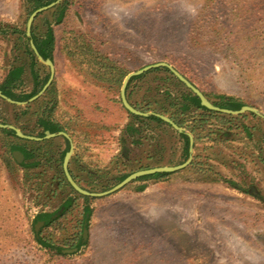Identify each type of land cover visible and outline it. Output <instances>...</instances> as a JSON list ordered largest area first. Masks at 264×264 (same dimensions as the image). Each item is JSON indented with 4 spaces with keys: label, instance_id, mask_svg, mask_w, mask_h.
<instances>
[{
    "label": "rangeland",
    "instance_id": "rangeland-1",
    "mask_svg": "<svg viewBox=\"0 0 264 264\" xmlns=\"http://www.w3.org/2000/svg\"><path fill=\"white\" fill-rule=\"evenodd\" d=\"M71 3L66 23L55 27L60 41L71 38L72 33L94 38L99 49L125 62L131 73L168 63L208 95L209 100L217 101L220 96L235 98L264 114V0ZM27 9L26 0H0V24L6 28L23 27L26 23L27 32ZM48 12L42 14L38 23L43 29L52 18ZM195 28L198 45L189 41ZM254 29L261 41L262 50L258 52L249 45V34ZM228 37L238 41V45L232 43L231 47ZM15 43V37L0 35V84L18 62ZM55 67L56 103L49 98L33 112L40 110L49 116L56 104L50 118L68 126L74 135L67 133L76 148L70 169L79 185L93 189L92 193L106 192L121 183L118 178L123 173L138 172L134 160L141 156L134 148L131 159L120 157L123 131L131 121L124 110L121 91L118 97L93 83L60 50ZM151 81L149 77L145 83ZM32 89L28 71L21 91L28 93ZM26 107L0 98V123L19 128L18 122L37 133V118L21 116ZM261 121H245L254 128V141L248 143L244 136H234L226 150L237 157L246 153V162L232 164L223 159L229 163L223 167L219 152L194 151V158L198 153L214 158L216 171L258 197L229 187L215 175L187 171L190 166L149 182L142 193L137 190L142 183L134 182L113 195L91 198L93 215L87 227V244L73 254L47 249L38 241L39 237L69 241L79 232L83 199L79 200L78 210L54 227L44 228L37 220L43 212L58 211L69 196L68 191L53 193L59 186L52 181L63 170L57 160L66 147L65 140L60 136L53 143L44 144L42 167L32 170L23 166L28 163L25 159L20 163L10 151L17 139L0 131V264H264ZM165 140L166 149L159 154L157 145L150 142L151 151L157 156L150 164L153 168L182 163L181 145L172 143L168 136ZM144 164L149 165L147 160Z\"/></svg>",
    "mask_w": 264,
    "mask_h": 264
},
{
    "label": "trees",
    "instance_id": "trees-1",
    "mask_svg": "<svg viewBox=\"0 0 264 264\" xmlns=\"http://www.w3.org/2000/svg\"><path fill=\"white\" fill-rule=\"evenodd\" d=\"M56 1L57 0H26L28 8L27 19L37 9L50 5ZM71 4V0H64L61 4L49 11L47 14H51L52 18L45 22V29L38 24L43 16L41 15L37 18L33 25L31 39L34 41L38 51L44 59H50L56 63L57 53L60 50V52L64 53L72 62L74 67L83 75L91 78L93 83H96L98 86L111 93H115L119 97L125 79L132 72V69L125 62L111 57L108 53L99 49L95 44L94 38L91 39L86 35L72 33L71 38H63L60 41L55 27L62 26L66 23ZM196 29L197 28L193 29L191 32V38L189 40L191 43H195L194 45L200 44V42H198L200 40L196 38L198 35ZM255 31L256 29L251 30L249 34V40L251 42L249 45L253 51L256 50L258 52L262 50L259 48V46H261V41L259 40V33ZM0 35L15 37V52L18 53V62L12 66L5 80L0 84V91L15 101L26 102L43 90L50 79L51 73L49 68L38 60L32 50L30 44L31 39L27 36L26 32V23L23 27L7 26L6 28L0 24ZM233 41L234 40L228 37L227 42L230 43L231 47L233 45L232 43L238 45V41ZM28 71L33 81V89L31 92L26 93L21 91V89L25 85V77ZM149 77H152V81L145 83ZM173 86L176 88L178 87L180 90L176 91ZM55 94L56 90L53 84L41 99L22 109V117L33 116L37 118L35 125L36 128L40 129L37 133L29 131L28 128L22 126V124L18 122L16 126L29 136L44 138L46 132H66L74 137L68 126L62 125L59 121L50 118L57 108L55 104ZM206 96L208 97V95ZM127 97L131 105L137 110L145 113L153 112L168 116L180 127L185 128L195 138L194 148L196 151H207L209 149L213 151L214 154L219 152L222 157L220 165L223 167L229 166V163L224 162L223 159H228L227 161H230L232 164L239 163L242 160L246 162V153L239 154L237 157L234 153L228 154L226 150H228L229 144L232 142L234 136H244L248 140V143L254 141V128H251L245 121L251 118L261 121V119L257 118L254 114L230 116L208 110L201 105V101L197 96L189 91L168 69L165 68L155 69L142 76L133 78L127 89ZM49 98H54L53 101H55L49 116H46L45 113H40V110L33 112L34 109H38V107L42 106ZM211 102L220 108L234 111H238L246 106L241 100L227 98L225 96L217 97V101L211 100ZM128 114L131 121L125 126L123 131L124 135L121 138V159H131L132 150L135 148V150L139 151L141 154L140 157L134 160L135 163L138 164V171L153 168V165L151 166L150 164L154 162L157 156L151 151L153 146L150 142H154L157 145V153L159 154L166 149L167 142L165 136H168L172 143L175 142L181 145L182 163H185L189 159L190 138L187 134L177 133L170 125L158 117L150 116L145 118L134 116L130 113ZM18 119L19 117H17V121ZM261 122L264 123V121ZM0 131L7 136H12L17 139V142L10 146V151L12 153L21 152L24 155L25 161L28 163L23 164V166L32 170H40L42 167V162L40 160L42 146L44 144L53 143L54 139L40 143L30 142L18 138L12 130L0 129ZM63 139L65 140L66 147L60 152L57 160L61 168L66 154L70 150L69 141L64 137ZM208 142L210 146L208 145L209 147H206ZM199 153L195 155L194 161L187 171H194L195 174L199 175H215L219 178V181L229 187L241 191L242 193L258 197L252 194L250 190H247L239 182L233 179H227L221 172L216 171L212 163L214 158ZM145 156L146 158H144ZM146 160L149 165L144 164ZM261 160L264 162V158L261 157ZM70 172L74 180L80 184L78 178L71 169ZM133 172L134 171L123 173L118 178L119 182H122ZM171 175L172 174L164 173L140 178L136 182H140L142 185H140L137 190L142 193L147 189L149 182L164 179ZM52 181L58 182L59 186L53 193L56 194L58 190L68 191L69 196H67V199L58 211L54 213L43 212L38 215L37 220L38 222L44 223V228L54 227L62 220L68 218L73 211L76 209L78 210L79 200L83 199L85 205L79 214L80 217L77 225L79 232L76 233L73 238L69 241L64 239L62 242L54 240L53 237H39V244L47 249L57 250L59 253H62L63 249L67 248H77L80 250L87 244V241H84L83 238V230L86 225L88 227L89 221L93 215V209L89 204L91 198L76 193L65 178L63 170H61L60 173H56ZM83 188L94 191L87 187Z\"/></svg>",
    "mask_w": 264,
    "mask_h": 264
},
{
    "label": "water",
    "instance_id": "water-1",
    "mask_svg": "<svg viewBox=\"0 0 264 264\" xmlns=\"http://www.w3.org/2000/svg\"><path fill=\"white\" fill-rule=\"evenodd\" d=\"M63 1L64 0H57L56 2H53L50 5H47V6H44L42 8L37 9L36 11H34L31 14V16L29 17L28 22H27V36L30 39L32 38V29H33V25H34L35 21L37 20V18L40 15H42L43 13L52 10L53 8H55L56 6L61 4ZM30 44H31V48L34 51L38 60L50 68V73H51L50 79H49L48 83L45 85V87L43 88V90L39 94L32 97L31 99H29L26 102L15 101V100L9 98L8 96L4 95L3 92L0 91V98H2L3 100H5L6 102H8L12 105L28 106L30 104L35 103L36 101L41 99L46 94V92L52 86V84L55 80V75H56L55 63L50 59L46 60L43 58V56L38 51V49H37V47H36V45L32 39L30 41ZM160 68L168 69L189 91H191L195 96H197L200 99L201 105L210 111L217 112L220 114L230 115V116H241V115H244L246 113H252V114L259 116V117L264 119V114H262L259 110L255 109L253 107H250V106H244L238 111L223 109V108L216 106L207 98V96L199 88H197L182 73H180L177 69H175L173 66H171L168 63L153 64V65L147 66V67H145L139 71L130 73L127 76V78L125 79L123 86H122V89H121V101H122V104H123V107L125 108V110L134 116L145 117V118H148L150 116L158 117L161 120H163L165 123L170 125L173 128V130H175L177 133L187 134L190 138V157L185 163L178 165V166L158 167V168H152V169L141 170V171L135 172V173L129 175L126 179H124L117 186H115L112 189H110L106 192H103V193H92V192L82 188L74 180V178L70 172V163H71V160L75 154L76 148H75V145H74L72 138L66 132H59V133L46 132V136L44 138H40V137L28 136V135L24 134L19 128H16L15 126H12V125H6V124L0 123V129L12 130L15 132V134L18 138L23 139V140H27V141H33V142H43V141L51 140V139H54V138H57L60 136L66 138L70 143V150L66 154V157H65L64 163H63V171L65 174V177H66L68 183L71 185V187L78 194H80L81 196L89 197V198H102V197L113 195V194L123 190L124 188H126L130 184L136 182L137 180H139L140 178H143V177L152 176V175H156V174H164V173L173 174V173L183 171L186 168H188L189 166H191V164L194 161V151H195V148H194L195 138H194V136L191 133H189L185 128H182L178 124H176L168 116H164V115L153 113V112L145 113V112L137 110L135 107H133L131 105V103L129 102L128 97H127V89H128L130 81L133 78L142 76L146 73H149L152 70L160 69ZM15 157L20 163L25 159L24 155L21 152H15ZM41 225H44V223L42 222ZM83 238H84V241H87V239H88L87 225L85 226V229H84ZM76 252H78L77 248L72 249V250H64L63 251V253H66V254H73Z\"/></svg>",
    "mask_w": 264,
    "mask_h": 264
}]
</instances>
